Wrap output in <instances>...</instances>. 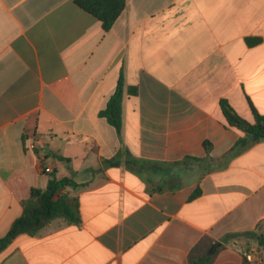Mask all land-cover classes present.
<instances>
[{
	"label": "crops",
	"instance_id": "1",
	"mask_svg": "<svg viewBox=\"0 0 264 264\" xmlns=\"http://www.w3.org/2000/svg\"><path fill=\"white\" fill-rule=\"evenodd\" d=\"M120 79L121 138L100 116ZM222 100L264 115V0H126L107 31L75 0H0V238L52 174L80 203L78 223L17 236L0 264H193L205 240L222 247L209 264L247 248L264 264L240 236L264 237V140L230 153L245 133Z\"/></svg>",
	"mask_w": 264,
	"mask_h": 264
},
{
	"label": "trees",
	"instance_id": "2",
	"mask_svg": "<svg viewBox=\"0 0 264 264\" xmlns=\"http://www.w3.org/2000/svg\"><path fill=\"white\" fill-rule=\"evenodd\" d=\"M75 4L91 14L98 21L102 23L104 30H109L117 18L120 16L125 8L126 0H75ZM260 42V39H249L248 44L254 46ZM128 94H135L134 88L127 90ZM123 99H124V85L122 79L119 80L115 93L109 99L106 108L100 112V116L105 118L107 122L115 128L119 138L122 135L123 126ZM221 108L226 119L227 126L237 128L245 133V138L240 139L233 147L235 151L240 147H247L249 145L258 143L264 140V115H261L251 105V110L254 116V123H249L243 119L227 101L222 100ZM207 152L210 151L211 145L209 142L204 143ZM128 154L124 149L119 151L117 157L104 161L105 164L117 166L120 164L122 154ZM124 154V155H125ZM129 164L144 166L169 167L187 164L189 162H201L202 159L194 157H186L182 161L175 163H152L149 161H138L129 155L125 156ZM208 168L206 171H210ZM73 180L64 178L57 179L55 175H51L45 187H33L30 190L29 198L22 203L23 211L19 218H17L8 233L0 238V252L3 251L17 236L27 234L34 236L39 233L41 229L50 224L56 219H62L68 223H78L80 221L79 199L69 194L63 193L66 187H78ZM200 195V189L193 193L191 199ZM236 235H228L231 238ZM240 236L251 237L258 241L259 244L264 242V237L257 235L254 232L243 233ZM222 247L212 240H205L198 244L195 250L190 253V260L193 264H209L214 255ZM206 252V254H204ZM199 259L200 262H197ZM243 264H250L244 259Z\"/></svg>",
	"mask_w": 264,
	"mask_h": 264
},
{
	"label": "built area",
	"instance_id": "3",
	"mask_svg": "<svg viewBox=\"0 0 264 264\" xmlns=\"http://www.w3.org/2000/svg\"><path fill=\"white\" fill-rule=\"evenodd\" d=\"M27 148H29V150H34L35 149V143H30ZM47 170V169H46ZM45 170V171H46ZM243 256L245 257V259L251 263H254V264H261L262 261H261V258L257 255H254L253 253V250H243Z\"/></svg>",
	"mask_w": 264,
	"mask_h": 264
},
{
	"label": "rangeland",
	"instance_id": "4",
	"mask_svg": "<svg viewBox=\"0 0 264 264\" xmlns=\"http://www.w3.org/2000/svg\"><path fill=\"white\" fill-rule=\"evenodd\" d=\"M188 164V163H187ZM181 165H183V164H181ZM171 170V169H170ZM168 172H169V170H168ZM248 249V248H247ZM241 252V251H240Z\"/></svg>",
	"mask_w": 264,
	"mask_h": 264
}]
</instances>
